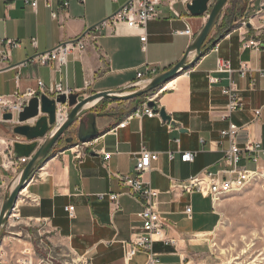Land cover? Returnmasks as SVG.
Returning a JSON list of instances; mask_svg holds the SVG:
<instances>
[{"label":"crops","instance_id":"0c3cea01","mask_svg":"<svg viewBox=\"0 0 264 264\" xmlns=\"http://www.w3.org/2000/svg\"><path fill=\"white\" fill-rule=\"evenodd\" d=\"M232 2L205 43L202 57L188 70L142 98L139 105L135 100H108L87 108L82 114L84 132L95 121L99 136L84 154L76 149L81 143L68 144L66 135L39 165L35 180L20 193L9 235L0 239V264H21L23 259L38 264L52 257L55 264H146V253L131 263L126 260L127 243L143 232L139 219L143 206L126 194L119 181L133 172L142 149L159 156L144 176L160 192L158 208L165 221L168 242L158 241L152 250L158 264H190L203 250L206 243L202 240L216 228V207L210 197L175 188L172 181H186L206 169L220 168L230 147L229 139L221 134L230 124L242 128L237 137L240 148L254 142L264 150V0ZM126 4V0L72 2L55 20L44 4L34 11L21 1L0 0V40L21 43L12 51V68L0 72V97L37 90L39 81L51 98L60 86L82 97L133 92L129 86L137 82L138 73L156 67L159 76L180 63L208 21V15H190L184 4H176L173 11L162 6L160 17L147 26L145 47L139 32L122 24L115 33L110 29L95 35L96 41H88V49L71 55L61 69L38 63L23 65L63 42L84 37ZM58 8L56 4L55 10ZM188 28L191 36L183 34ZM251 40L261 47L247 48L245 43ZM193 60L191 55L188 61ZM220 61L230 63L232 72H216ZM244 65L248 71L243 77L240 70ZM211 78L218 82L211 84ZM231 84L238 91L242 109L224 119L228 99L223 89ZM154 101L174 126L157 115L132 118L121 127L129 116ZM104 102L107 111L100 107ZM18 125L0 124V140L7 142L0 148V188L4 192L0 207L24 168L11 165L8 157L13 156L15 143H26L12 134ZM186 152L196 154L193 163L182 162ZM103 154H111L110 160L105 161ZM111 194L119 195L116 203L109 199ZM35 198L39 203L30 201ZM71 207L74 218L67 211ZM188 207L192 208L190 216Z\"/></svg>","mask_w":264,"mask_h":264},{"label":"built area","instance_id":"2783aa9c","mask_svg":"<svg viewBox=\"0 0 264 264\" xmlns=\"http://www.w3.org/2000/svg\"><path fill=\"white\" fill-rule=\"evenodd\" d=\"M21 1L25 5L31 7L34 11H37L41 4H44L48 9L51 10L52 19H57L60 12H64L69 9L72 2H78L84 5L88 0H12ZM118 1V0H112ZM127 4L121 9L119 13L110 17L105 22L96 26L91 32H88L84 37L74 40L66 41L61 45L57 46L53 50L47 51V53L41 54L32 58V60L25 62L23 65L38 63L46 67L47 65H54L55 67L61 69L67 66L69 58L75 53H83L87 48V42L91 41L93 43L96 41L95 35L103 34L107 30H112L114 33L117 28L122 24H125L127 29L131 32H139L141 36V42L145 47L147 43V26L152 20L159 18L160 10L162 6H169L173 11L176 4H184L188 6L192 3V0H126ZM58 4L59 8L56 11L55 5ZM177 16V14H176ZM245 25V23H243ZM183 34L191 36L192 32L190 29H186ZM19 41H13L9 39L0 40V72L2 70L10 69L12 51L20 46ZM34 47L37 46V41L34 39L32 41ZM247 48L259 49L261 44L254 40L245 43ZM248 71L247 65H244L240 70V75L246 76ZM158 68L153 67L148 69L147 73H138V80L136 83L129 86V90L139 91L147 87L151 80L156 77ZM218 73L229 74L232 72L230 63L220 61L218 63L217 71ZM211 84L218 82V79H210ZM223 94L228 99V106L223 114L224 119L230 118V116L242 109V105L238 96V91L231 84L228 88L223 89ZM67 95V97L73 95L72 91L64 90L62 87H58L55 92V97L60 95ZM46 95L44 92V83L39 81L38 89L33 91H27L26 93L14 94L12 96H2L0 97V124L7 122L4 120V116L10 114L13 116V121L18 124V118L24 109L29 105L30 101L35 97H41ZM57 122L56 125H61L67 119L71 109L68 105H57ZM261 110L256 112V117L260 116ZM158 114L151 108L145 107L142 110L129 116L124 123L121 125L124 128L128 123L127 121L132 118H141L142 116H147L149 118H154ZM242 131V128L235 124H230L227 131L222 132L221 136L228 138L230 141V147L227 150L220 168L215 171L206 169L201 171L200 174L188 178L186 181H176L173 180L175 188H181L185 192L194 193L197 192L201 196L210 197L213 205L217 206L228 196L236 193H240L247 188L250 184L258 181L264 180V150L261 148L259 143L247 142L246 146L240 148L237 144V137ZM7 144L6 141L0 140V148ZM94 143L79 144L76 149L81 151V153H86L89 147H92ZM102 153V152H101ZM105 155L104 160L109 161L111 154ZM11 165H18V168H23L28 164L29 159L20 158L15 159L14 156H8ZM158 154H153L145 149H142L139 155V159L134 167L131 174L126 175V177H119L120 183L126 188V194L136 199L141 206H143L142 212L139 213V219L142 222L143 232L135 240L127 243L126 249V260L127 263L133 262L134 258L141 254L146 253L148 255V261L146 264H158L159 261L152 254L154 243L158 241L168 242L165 239V221L159 213V196L160 192L153 189V187L145 182L144 176L146 173L151 171L152 163L156 162L158 159ZM174 158V154H170V159ZM196 154L191 152H186L182 156L183 163H193L195 161ZM6 168V167H5ZM33 177L30 182L34 181ZM119 195L111 194L109 199L113 203H116ZM102 199V197H101ZM33 204L39 203L37 198L30 199ZM74 208H67L69 216L72 218L74 215ZM186 213L190 216L192 215V208L188 207ZM55 258H46V260L41 259L38 264H55ZM23 264H34L30 260L23 259L21 261ZM21 263V264H22Z\"/></svg>","mask_w":264,"mask_h":264},{"label":"water","instance_id":"95a60500","mask_svg":"<svg viewBox=\"0 0 264 264\" xmlns=\"http://www.w3.org/2000/svg\"><path fill=\"white\" fill-rule=\"evenodd\" d=\"M231 0H194L187 6V10L192 16H206L208 21L201 29L200 33L192 41L188 51L175 67L168 70V72L156 76L151 80L150 84L139 91L126 92L123 91H108L104 93H96L89 97H82L78 95H60L56 98L43 95L40 98L35 97L30 101L29 105L24 109L18 118V126L12 129L14 137L23 138L26 143H15L13 156L15 159L27 158L29 162L24 166L18 183L15 188L5 197L4 203L0 211V235L9 223L14 210L17 207L20 193L28 187L30 180L35 175L39 165L47 159L49 153L62 141L64 136L68 135L66 142L68 144L78 143L86 144L93 142L98 136L99 131L96 127L95 121L91 123V130L84 132V123L82 114L88 110L94 102L101 101H137L139 105L140 100L147 95L154 92V90L163 87L171 79L177 75L188 70L191 66L198 62L203 55L205 43L213 34L214 28L218 25L223 17L224 10ZM194 55V62H189V57ZM57 105H68L71 109L67 119L61 125H56L57 122ZM148 107L155 109L161 120L169 125H175L171 121L164 109H159L157 104L149 102ZM42 115V116H41ZM99 117H105L100 115ZM13 116L7 114L4 120L7 122L13 121ZM27 122H33L32 126L23 125ZM42 141V143H41Z\"/></svg>","mask_w":264,"mask_h":264},{"label":"rangeland","instance_id":"374dc122","mask_svg":"<svg viewBox=\"0 0 264 264\" xmlns=\"http://www.w3.org/2000/svg\"><path fill=\"white\" fill-rule=\"evenodd\" d=\"M100 107L108 110L105 102ZM2 192L0 188V199ZM216 212V228L202 240L206 244L190 264H264V180L228 196ZM8 226L0 239L9 235Z\"/></svg>","mask_w":264,"mask_h":264},{"label":"bare ground","instance_id":"6f19581e","mask_svg":"<svg viewBox=\"0 0 264 264\" xmlns=\"http://www.w3.org/2000/svg\"><path fill=\"white\" fill-rule=\"evenodd\" d=\"M93 104H96V102H94ZM93 104H92L91 106H89V107H92ZM18 180H19V179H17V181H16V183L14 184V186L18 183Z\"/></svg>","mask_w":264,"mask_h":264},{"label":"trees","instance_id":"16d2710c","mask_svg":"<svg viewBox=\"0 0 264 264\" xmlns=\"http://www.w3.org/2000/svg\"><path fill=\"white\" fill-rule=\"evenodd\" d=\"M1 236V235H0Z\"/></svg>","mask_w":264,"mask_h":264}]
</instances>
